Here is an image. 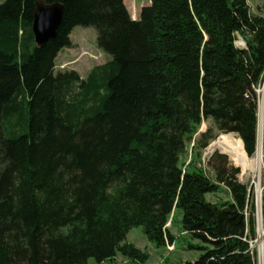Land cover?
I'll use <instances>...</instances> for the list:
<instances>
[{
  "label": "trees",
  "instance_id": "trees-1",
  "mask_svg": "<svg viewBox=\"0 0 264 264\" xmlns=\"http://www.w3.org/2000/svg\"><path fill=\"white\" fill-rule=\"evenodd\" d=\"M44 1L63 16L42 47L35 0L0 3V264L143 263L126 234L141 226L157 247L173 244L175 210L198 251L181 264H256L240 169L214 152L211 179L181 156L206 119L255 154L264 14L247 0H150L137 19L123 0ZM75 26L93 27L110 55L85 78L54 71ZM213 138L207 129L197 146ZM221 189L226 199L206 200Z\"/></svg>",
  "mask_w": 264,
  "mask_h": 264
},
{
  "label": "rangeland",
  "instance_id": "rangeland-1",
  "mask_svg": "<svg viewBox=\"0 0 264 264\" xmlns=\"http://www.w3.org/2000/svg\"><path fill=\"white\" fill-rule=\"evenodd\" d=\"M4 0H0V3ZM124 4L130 14L134 19H137L139 10L142 6L150 3V0H123ZM250 10L252 13L264 14V5L262 0H247ZM96 30L91 27L75 26L71 33L69 34L70 45L63 48L57 55L55 59L54 71H70L73 70L77 72L82 78H85L89 71L97 66L106 63L110 59V55L103 52L96 43ZM241 41L243 40L238 36L236 44L242 46ZM264 86V79L262 84L257 88V93L259 96L258 100V125H257V137H258V147L262 151L261 165L257 168L256 158L257 152L250 158L251 164L246 168H242L240 165L235 163L231 154L228 151H224L222 148L213 145L222 135H228V137L235 141L238 137L234 133H219L213 124L211 119L204 120L200 126L197 128L192 140L186 143V148L181 156V163L183 167H190L191 165L200 166L205 170L207 175L214 179L215 171L212 167L213 164L223 162L222 160H216L213 153L217 152L219 154L226 155V165L238 167L240 172L237 174L238 179L241 182L247 183L253 188L254 206H255V217L257 209V220L255 227V239L259 234V222L264 227V212H263V190H264V108L261 112L259 109V104L262 99V88ZM261 122V128L259 123ZM207 129L211 131L214 138L209 141L205 148H200L197 146V141L200 139L201 134ZM208 201H219L221 199H226L227 194L223 189L216 193H207L205 195ZM256 198H258L259 203H256ZM258 206V208H257ZM258 213L260 214L258 218ZM181 214L179 211L175 210L173 214L170 215L167 222V227L170 229L171 233L175 237L173 244H168L165 246L157 247L152 242H150L142 231L141 226L132 227L126 234L125 242L133 244L135 247L145 251L148 254V259L143 263L138 264H181L186 260H193L197 257L198 251L188 250L187 238L181 231L179 220ZM260 220V221H259ZM263 242L256 244L255 250L256 254V264H264V236L262 238ZM253 244V242H252ZM261 244L263 247L262 256H259L258 245ZM118 264H124L125 259L120 255L117 256L115 260ZM88 264H96L92 258L89 259ZM102 264H108L106 262Z\"/></svg>",
  "mask_w": 264,
  "mask_h": 264
},
{
  "label": "water",
  "instance_id": "water-1",
  "mask_svg": "<svg viewBox=\"0 0 264 264\" xmlns=\"http://www.w3.org/2000/svg\"><path fill=\"white\" fill-rule=\"evenodd\" d=\"M63 16V5L60 2L47 3L44 0H35V9L32 20V32L36 46L42 47L50 39H54ZM258 137L257 148L258 151ZM262 236L254 240L258 244Z\"/></svg>",
  "mask_w": 264,
  "mask_h": 264
},
{
  "label": "bare ground",
  "instance_id": "bare-ground-1",
  "mask_svg": "<svg viewBox=\"0 0 264 264\" xmlns=\"http://www.w3.org/2000/svg\"><path fill=\"white\" fill-rule=\"evenodd\" d=\"M242 43L243 42L241 41V44ZM263 108H264V86L262 88V99H261L260 104H259V109H260L261 112L263 111ZM259 127L261 128V122L259 123ZM213 145L222 148L224 151H228L231 154V156H232L233 160L235 161V163L240 165L242 168H246V167L250 166V164H251L250 158L247 156L246 152L244 151L243 144H242V141H241L240 138H237L235 141H233V140H231L228 137V135H222L218 139V141L213 143ZM262 155H263L262 151H261L260 147H258L257 158L255 160L257 168H259L260 165H261V157H262ZM259 216H260V214L258 213V218H259ZM260 222H259V225H260L259 226V234L263 238V236H264V227H262ZM262 240H260V242ZM262 247L263 246L261 244H259L258 247H257L258 250H259L260 258L262 256V251H263Z\"/></svg>",
  "mask_w": 264,
  "mask_h": 264
},
{
  "label": "built area",
  "instance_id": "built-area-1",
  "mask_svg": "<svg viewBox=\"0 0 264 264\" xmlns=\"http://www.w3.org/2000/svg\"><path fill=\"white\" fill-rule=\"evenodd\" d=\"M256 203H259V200H258V198H256ZM257 208H258V206H257ZM256 218H257V209H256ZM257 220V219H256ZM258 221V220H257ZM255 240V239H254ZM254 240L253 241H250V247H254V246H256V244L253 246V244H252V242H254Z\"/></svg>",
  "mask_w": 264,
  "mask_h": 264
}]
</instances>
